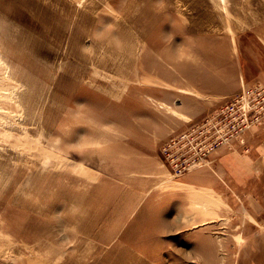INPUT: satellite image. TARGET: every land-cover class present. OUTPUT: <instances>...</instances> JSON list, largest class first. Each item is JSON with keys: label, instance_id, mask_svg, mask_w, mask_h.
<instances>
[{"label": "rangeland", "instance_id": "1", "mask_svg": "<svg viewBox=\"0 0 264 264\" xmlns=\"http://www.w3.org/2000/svg\"><path fill=\"white\" fill-rule=\"evenodd\" d=\"M258 85L264 0H0V264H264L191 139Z\"/></svg>", "mask_w": 264, "mask_h": 264}, {"label": "built area", "instance_id": "2", "mask_svg": "<svg viewBox=\"0 0 264 264\" xmlns=\"http://www.w3.org/2000/svg\"><path fill=\"white\" fill-rule=\"evenodd\" d=\"M258 129H264V88L259 85L242 88L239 93L226 100L210 118L205 119L198 135L191 136V139L198 138L195 145L202 144L206 147L204 155L221 147L229 151H247L246 136L255 134ZM171 160L174 162V159ZM187 163V167L171 163V168L180 173L193 164Z\"/></svg>", "mask_w": 264, "mask_h": 264}, {"label": "crops", "instance_id": "3", "mask_svg": "<svg viewBox=\"0 0 264 264\" xmlns=\"http://www.w3.org/2000/svg\"><path fill=\"white\" fill-rule=\"evenodd\" d=\"M262 139L263 137L257 141L255 134L249 135L247 151L220 149L215 154L214 169L221 175L222 180L234 189L245 191L251 198L260 195L264 202V139Z\"/></svg>", "mask_w": 264, "mask_h": 264}]
</instances>
